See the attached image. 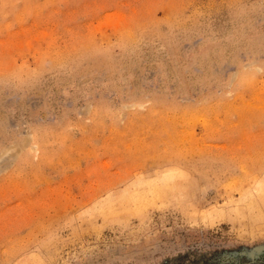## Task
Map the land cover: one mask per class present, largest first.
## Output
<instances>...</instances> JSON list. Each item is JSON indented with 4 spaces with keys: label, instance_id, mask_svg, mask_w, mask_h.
Returning a JSON list of instances; mask_svg holds the SVG:
<instances>
[{
    "label": "rangeland",
    "instance_id": "obj_1",
    "mask_svg": "<svg viewBox=\"0 0 264 264\" xmlns=\"http://www.w3.org/2000/svg\"><path fill=\"white\" fill-rule=\"evenodd\" d=\"M0 264H264V0H0Z\"/></svg>",
    "mask_w": 264,
    "mask_h": 264
}]
</instances>
